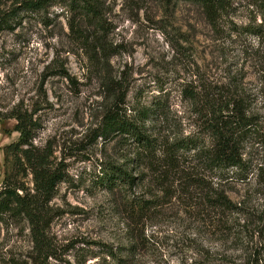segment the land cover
<instances>
[{
    "label": "rangeland",
    "instance_id": "obj_1",
    "mask_svg": "<svg viewBox=\"0 0 264 264\" xmlns=\"http://www.w3.org/2000/svg\"><path fill=\"white\" fill-rule=\"evenodd\" d=\"M12 1L0 0V12ZM254 2L235 0L232 20L260 22ZM101 3L103 28L87 27L91 43L77 40L68 25L74 13L58 5L24 14L13 29L0 31V112L18 103L38 109L34 142L50 144L53 165L64 171L50 202V264H117L116 258L120 264H264V137L246 149L247 172L226 177L205 170L192 152H181L173 164L165 154L167 144L188 137L210 145L197 111L202 101L190 95L214 97L215 87L232 80L264 127L261 40L218 36L190 0ZM93 37L102 49L91 50L98 42ZM123 94L132 117L146 107L155 112L146 125L161 146L149 160L135 155L133 142L96 136L106 110ZM16 124L0 119V189L12 168L6 148L20 137ZM110 162L128 169L137 186L100 185L101 168ZM25 185L33 187L31 174ZM220 191L234 211L210 205L207 196ZM128 194L148 201L145 216L132 217ZM31 250L27 222L0 223V264H32Z\"/></svg>",
    "mask_w": 264,
    "mask_h": 264
},
{
    "label": "trees",
    "instance_id": "obj_2",
    "mask_svg": "<svg viewBox=\"0 0 264 264\" xmlns=\"http://www.w3.org/2000/svg\"><path fill=\"white\" fill-rule=\"evenodd\" d=\"M190 1L201 6L218 36L225 33L253 36L260 39L264 45V0L254 2L261 18L255 25L236 24L232 20L235 0ZM54 5L74 13V19L69 18L68 25L76 34L77 40L83 44L92 42L93 34L90 36L86 33L87 27L97 31L103 28L101 0H13L6 10L0 12V31L13 29L24 14L47 11ZM96 39L97 46L92 45L91 50L102 49L104 46L100 37L94 38ZM235 88L237 83L232 80L228 86L215 87L214 97L203 98L198 97V93H191L190 97L195 102L202 101L197 111L199 110L201 115L204 133L210 137L211 143L207 146L200 143L198 138L188 137L167 144L165 154L170 164L174 163L175 156L187 151L193 153L195 160L201 162L205 170H210L218 176L226 177L230 173L247 172L250 161L245 157L246 149L248 146L263 143L264 127L248 96ZM124 95L115 98L108 107L96 136L105 140L120 138L133 142L137 147L135 155L149 160L161 146H158L157 139L146 125L155 112L153 108L146 107L137 110L132 117L124 107ZM38 111L30 110L18 103L10 112H0V119L4 117L16 119V130L20 133L19 140L6 148V155L11 156L13 160L12 168L6 172L0 189V223L27 222L32 241L30 261L32 264H50L51 259L55 258V247L49 234L54 217L50 202L56 193L58 183L64 177V171L60 167L61 164L53 165L50 144L38 147L34 142L41 126ZM30 174L32 188L25 185V179ZM137 179L128 169L110 162L101 168V177L98 180L106 189L119 188L129 191L137 186ZM130 195L128 194L127 198ZM207 197L210 205L224 212L234 211L236 207L224 192H216L215 195ZM125 203L135 219L145 216L150 207L147 205L148 201L136 202L133 198L130 200L128 198ZM107 255L117 257L111 250H107ZM116 260L117 264H120V258Z\"/></svg>",
    "mask_w": 264,
    "mask_h": 264
}]
</instances>
